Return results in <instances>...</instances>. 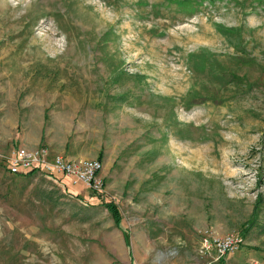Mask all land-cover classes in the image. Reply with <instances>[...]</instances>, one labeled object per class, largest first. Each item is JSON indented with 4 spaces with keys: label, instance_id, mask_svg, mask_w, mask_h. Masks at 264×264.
<instances>
[{
    "label": "rangeland",
    "instance_id": "obj_1",
    "mask_svg": "<svg viewBox=\"0 0 264 264\" xmlns=\"http://www.w3.org/2000/svg\"><path fill=\"white\" fill-rule=\"evenodd\" d=\"M40 148L102 192L9 175ZM0 264H264V0H0Z\"/></svg>",
    "mask_w": 264,
    "mask_h": 264
},
{
    "label": "built area",
    "instance_id": "obj_2",
    "mask_svg": "<svg viewBox=\"0 0 264 264\" xmlns=\"http://www.w3.org/2000/svg\"><path fill=\"white\" fill-rule=\"evenodd\" d=\"M7 161L6 170L9 175L38 170L50 177L67 178L71 185L79 183L83 188L94 193H101L103 190V182L99 176L101 164L97 160L66 159L40 148L27 152H14ZM240 243V238L232 234L204 237L200 242V250L203 253L214 250L219 257H222L237 250Z\"/></svg>",
    "mask_w": 264,
    "mask_h": 264
},
{
    "label": "trees",
    "instance_id": "obj_3",
    "mask_svg": "<svg viewBox=\"0 0 264 264\" xmlns=\"http://www.w3.org/2000/svg\"><path fill=\"white\" fill-rule=\"evenodd\" d=\"M167 5H173L179 12L185 13L186 15H192L196 9L202 5L203 0H164ZM208 1V0H207ZM103 207L110 214L113 219L114 225L120 228V216L117 208L112 203H105ZM124 237L126 233L122 232Z\"/></svg>",
    "mask_w": 264,
    "mask_h": 264
}]
</instances>
